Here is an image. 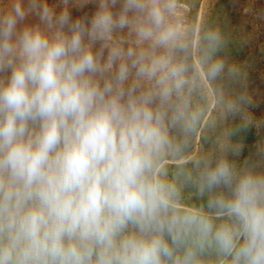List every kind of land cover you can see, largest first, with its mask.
<instances>
[{
	"label": "clouds",
	"instance_id": "9594fccd",
	"mask_svg": "<svg viewBox=\"0 0 264 264\" xmlns=\"http://www.w3.org/2000/svg\"><path fill=\"white\" fill-rule=\"evenodd\" d=\"M200 7L0 0V264H264V121Z\"/></svg>",
	"mask_w": 264,
	"mask_h": 264
},
{
	"label": "trees",
	"instance_id": "16d2710c",
	"mask_svg": "<svg viewBox=\"0 0 264 264\" xmlns=\"http://www.w3.org/2000/svg\"><path fill=\"white\" fill-rule=\"evenodd\" d=\"M202 5L203 0H201L200 12ZM87 7L89 5L83 10L74 9L73 16L91 14V12L85 11ZM90 8H92L91 4ZM209 10L214 11V14L218 16V20L225 28V31L231 34L230 58L236 62L247 64V86L249 94L251 95L252 83L257 76L255 71L264 67L260 57L264 53V46L260 44L259 38V36H262L259 31L261 18H257L258 10L255 5V0H215L207 11ZM32 19L31 17L29 18V20ZM251 108H253V104L249 106V109ZM259 134L255 126L238 132L234 139L242 144V150L245 151V153L237 158L238 160L242 161L244 158L253 154L250 153V150L253 151L256 149L255 145L260 141Z\"/></svg>",
	"mask_w": 264,
	"mask_h": 264
},
{
	"label": "rangeland",
	"instance_id": "374dc122",
	"mask_svg": "<svg viewBox=\"0 0 264 264\" xmlns=\"http://www.w3.org/2000/svg\"><path fill=\"white\" fill-rule=\"evenodd\" d=\"M215 0H203V5L201 8V14L205 13L208 8H210ZM255 5L258 10V19L261 18V23H259V31L261 33L260 38V44H263L264 46V0H255ZM95 6L92 5V8L87 7L85 11L92 12L94 11ZM74 12V10H73ZM259 21V20H258ZM262 65L264 66V53L260 56ZM255 74H257L256 78L253 80L252 87H251V96L253 98V108L249 109L251 114L253 115L254 119L264 121V67L259 68L255 71ZM259 135H260V141L258 143H264V126L260 127L258 129ZM256 143V145L258 144ZM255 145V147H256ZM255 150L251 151L250 153L254 154ZM245 153L244 150H242L241 154Z\"/></svg>",
	"mask_w": 264,
	"mask_h": 264
}]
</instances>
